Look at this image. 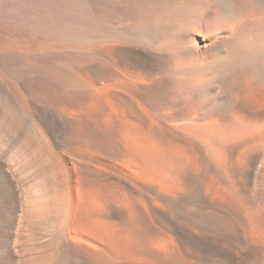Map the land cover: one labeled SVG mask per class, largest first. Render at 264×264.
<instances>
[{"label": "bare ground", "instance_id": "1", "mask_svg": "<svg viewBox=\"0 0 264 264\" xmlns=\"http://www.w3.org/2000/svg\"><path fill=\"white\" fill-rule=\"evenodd\" d=\"M81 2L0 12V264H264V0Z\"/></svg>", "mask_w": 264, "mask_h": 264}, {"label": "rangeland", "instance_id": "2", "mask_svg": "<svg viewBox=\"0 0 264 264\" xmlns=\"http://www.w3.org/2000/svg\"><path fill=\"white\" fill-rule=\"evenodd\" d=\"M0 9L5 17L14 16L16 13L44 20L78 18L86 13L81 0H0ZM220 27L226 28L227 24H221Z\"/></svg>", "mask_w": 264, "mask_h": 264}]
</instances>
